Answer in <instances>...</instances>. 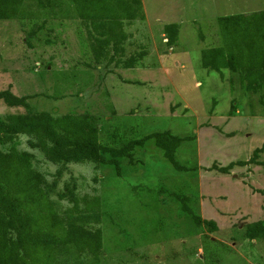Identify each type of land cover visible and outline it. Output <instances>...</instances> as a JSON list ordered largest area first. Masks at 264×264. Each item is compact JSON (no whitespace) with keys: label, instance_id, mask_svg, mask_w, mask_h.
Here are the masks:
<instances>
[{"label":"rangeland","instance_id":"1","mask_svg":"<svg viewBox=\"0 0 264 264\" xmlns=\"http://www.w3.org/2000/svg\"><path fill=\"white\" fill-rule=\"evenodd\" d=\"M141 2L144 19L125 28L127 52L141 46L147 53L138 66L113 73L83 65L91 55L78 19L48 17L46 29L31 38L38 16L0 20V92L28 97L33 111L101 114L102 142H110L113 129L127 139L165 131L187 139L176 153L184 171L153 140L123 161L120 176L69 166L65 179H76L82 194L101 196V264H264V243L244 235L264 221V167L249 162L262 149L264 163V105L235 74L223 69L221 77L201 63L203 51L221 45L218 18L264 10V0ZM168 25L178 28L172 45ZM18 109L0 103V115ZM2 205L13 200L4 197ZM191 215L213 221L217 231L196 227Z\"/></svg>","mask_w":264,"mask_h":264},{"label":"trees","instance_id":"2","mask_svg":"<svg viewBox=\"0 0 264 264\" xmlns=\"http://www.w3.org/2000/svg\"><path fill=\"white\" fill-rule=\"evenodd\" d=\"M35 16L39 19L27 38L46 29L48 17L78 19L88 38L91 61L83 65L89 70L99 67L113 73L134 68L147 53L141 46L127 52L131 35L125 28L144 19L141 0H0V20L24 23ZM218 22L221 45L203 51L202 67L221 77L227 69L247 93H260L264 105V10L220 17ZM177 30L176 25L164 28L167 44L175 42ZM0 103L21 110L0 115V264H101L105 215L101 196L82 194L76 179H65L69 166L89 165L93 173L109 168L120 176L123 161L146 140H153L169 164L185 170L176 153L187 139L167 131L127 139V133L123 137L113 129L106 143L100 139L105 122L101 114L33 111L28 97L10 90L0 92ZM122 137L125 140L118 142ZM261 152L255 150L249 162L264 167ZM40 162L55 172L41 168ZM219 171L227 173L228 168ZM4 197L13 200L11 207L2 205ZM181 203L188 216L184 200ZM191 219L198 228L218 229L200 216ZM244 235L264 243V221L248 225Z\"/></svg>","mask_w":264,"mask_h":264}]
</instances>
